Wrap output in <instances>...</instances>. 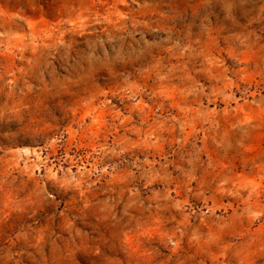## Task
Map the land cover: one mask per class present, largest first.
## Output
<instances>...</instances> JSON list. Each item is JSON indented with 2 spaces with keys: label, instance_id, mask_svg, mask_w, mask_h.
<instances>
[{
  "label": "rangeland",
  "instance_id": "1",
  "mask_svg": "<svg viewBox=\"0 0 264 264\" xmlns=\"http://www.w3.org/2000/svg\"><path fill=\"white\" fill-rule=\"evenodd\" d=\"M168 8L0 0L8 264H264V36Z\"/></svg>",
  "mask_w": 264,
  "mask_h": 264
},
{
  "label": "clouds",
  "instance_id": "2",
  "mask_svg": "<svg viewBox=\"0 0 264 264\" xmlns=\"http://www.w3.org/2000/svg\"><path fill=\"white\" fill-rule=\"evenodd\" d=\"M166 19L178 31H183L191 22L189 17L207 23L211 27L210 17L226 31H242L255 36L259 31L264 36V0H168ZM253 25L257 27L253 29ZM260 39V37H257ZM13 237H9L11 243ZM0 240L3 233L0 232ZM12 259L9 250L0 244V264H8ZM37 264H53L47 257L40 256Z\"/></svg>",
  "mask_w": 264,
  "mask_h": 264
}]
</instances>
